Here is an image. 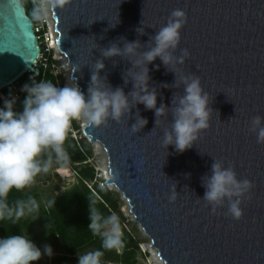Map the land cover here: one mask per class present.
<instances>
[{"label":"water","instance_id":"1","mask_svg":"<svg viewBox=\"0 0 264 264\" xmlns=\"http://www.w3.org/2000/svg\"><path fill=\"white\" fill-rule=\"evenodd\" d=\"M50 9L56 46L71 68L70 78L86 95L94 63L103 59L100 49L113 42L123 47L124 37L139 40L140 50H147L173 10L186 13L174 55L181 56L182 49L189 55L182 64L170 65V71L159 58L148 68L157 106L171 107L173 93L183 94V85L162 87L174 83L171 71L177 78L198 76L213 99L209 127L199 132L193 147L182 153L172 145L166 148L163 132L170 129L171 112L155 127L154 111L143 104L120 122L86 123L82 133L103 146L109 174L104 183L121 191L164 264H264V144L249 131L252 117H264V0H70ZM40 49L21 0H0V91L31 73L15 95L26 81L39 77L40 64L34 62ZM104 64L100 76H107L113 89L132 91V83L122 79L131 68L128 60L114 57ZM137 109L148 123L133 133ZM213 159L233 166L239 179L253 184L242 198L240 220L227 214V203L213 213L202 199V177L210 175Z\"/></svg>","mask_w":264,"mask_h":264},{"label":"clouds","instance_id":"2","mask_svg":"<svg viewBox=\"0 0 264 264\" xmlns=\"http://www.w3.org/2000/svg\"><path fill=\"white\" fill-rule=\"evenodd\" d=\"M69 2L70 0H39L40 7L34 12V18L46 19L48 6L63 8ZM186 22V13L175 9L167 23L150 37L147 50H140L144 46L139 40L128 41L124 37L120 38L123 47L113 42L100 49L103 59H97L94 63L87 95L78 82L74 86L65 84L57 87L50 81L33 80L21 89L26 93L22 112L14 110L16 97L4 100V106L0 108V220L18 221L26 214L38 211L39 205L34 198L16 201L10 206L7 202L8 195L13 189L22 191L30 187L37 175L47 173L53 162V153L58 163L66 161L63 145L73 120H83L96 126L106 124L109 118L120 122L125 115H131L133 107L143 104L145 110L154 111L155 127L158 126L159 117L171 112L170 129L163 132L162 142L166 148L172 145L176 152L182 153L193 147L199 132L209 127V121L215 112L210 106L213 99L210 100L209 94L202 88L198 76L177 78L176 72L171 71L176 76L174 83H165L162 87L180 88L183 85V94L173 93L171 107L164 103L157 106L158 91L156 87H150L148 68L157 58L167 70L170 65L184 62V58L189 55L188 50L182 49L179 57L174 52L180 44V30ZM136 31L140 35L144 34L142 28H137ZM114 57L131 63V68L122 77L125 85L132 83V91L128 94H125L123 87L113 89L107 76H100L105 68L104 59ZM156 69H159V65ZM147 123L148 120L140 116L137 109L135 123L131 126L132 132L141 131ZM249 131L256 134L258 144H264V117H252ZM45 153L47 158L40 159ZM202 186L205 188L202 199L211 206L213 213L227 203V214L235 220L242 218V198L251 192L253 184L247 178L239 179L233 166L225 167L222 161L213 159L210 175L202 177ZM175 195L174 193L172 196L173 200ZM89 211L91 222L88 229L94 236L101 237L102 248L119 251L122 247L119 218L115 214L105 218L91 206ZM44 255H53L51 245L45 244L42 251L29 236L14 234L0 238V264H34ZM103 255L100 250L79 254L78 264H102Z\"/></svg>","mask_w":264,"mask_h":264},{"label":"trees","instance_id":"3","mask_svg":"<svg viewBox=\"0 0 264 264\" xmlns=\"http://www.w3.org/2000/svg\"><path fill=\"white\" fill-rule=\"evenodd\" d=\"M27 15L31 18L33 24L39 20L34 18V12L39 8V0H21ZM43 30L35 32L39 36L40 51L43 53L44 61L40 63L39 77H33V80L40 82L41 80L50 81L57 87H61L58 83V75L54 73L53 67L55 60L51 58L49 50H45L42 39ZM31 73H26L9 87L0 91L4 96L0 99V108L4 106V100L14 97L12 92L14 87H19ZM22 89V88H21ZM21 89L16 94V104L14 110L22 112V102L26 93ZM75 132L76 136L72 133ZM67 155L66 161L72 165L75 173V182L71 187L63 192L55 195L49 194L41 198L37 188H25L22 191L13 189L7 198L10 206L16 201L34 198L38 205V211L26 214L18 221L11 219L0 220V238L8 235H26L36 244L37 242L53 240L61 245V255L52 257L47 264H61L69 260L67 255L77 258L79 254H84L87 250H100L104 253L102 264H136L137 255L139 253V240L134 233L125 227L124 217L120 210V200L118 195L103 187L99 183H103L96 175L94 168L90 165L88 159L91 157V150L84 137L81 135L79 125L76 120L71 122L66 140L63 145ZM47 153L42 154L40 159H46ZM52 165L57 164L55 154H52ZM59 162V163H60ZM100 180V181H99ZM51 202V203H49ZM94 207L103 217L115 214L119 218L122 231V247L119 251L104 250L102 248V240L99 236H94L88 225L90 224L89 208ZM124 227H123V226Z\"/></svg>","mask_w":264,"mask_h":264},{"label":"rangeland","instance_id":"4","mask_svg":"<svg viewBox=\"0 0 264 264\" xmlns=\"http://www.w3.org/2000/svg\"><path fill=\"white\" fill-rule=\"evenodd\" d=\"M39 7H40V3H39ZM37 25L40 30L46 32V33L43 32L42 39L43 42L47 41L48 44L50 45L49 48L47 47V45H45V47H47L46 50H49L48 53H50L51 58L55 60L53 70L54 73L57 74L59 77L57 83L61 87H63L65 84L72 86V82L69 79L71 68H69L67 64H65L66 62L57 58L58 51L55 47L51 45L52 39L51 40L49 39V35L50 38H52V31L56 33L54 29V20L50 6H48L47 8V18L39 20L37 22ZM43 56L41 57L42 63L44 61ZM30 81H26L22 85V87L25 84H29ZM16 88L17 87H14V89ZM3 97L4 96L0 94V99H3ZM76 122L79 125V130L81 132V135L84 137L85 141L88 143V146L90 147L91 150V157L88 159L90 165L93 166L94 171L96 172V175L99 177L100 180L106 179L107 176L105 174V170L108 171V166H107V156L105 150L103 149V146L98 141L90 142L88 136L82 133V125L86 124V122H84L83 120L81 121L76 120ZM72 135L76 136L75 132H73ZM74 182H75V173L72 168V165H70L67 162H60L51 165L47 173L42 172L39 175H37L35 178V182L29 188H33V187L37 188V190L41 194V198H44L46 195L52 193L57 195L63 192L64 190L71 187ZM99 186L115 192L119 197L120 200L119 207L122 212V216L124 217L125 227L130 232L134 233L137 239L139 240L138 242L139 253L137 255L136 264H160L158 261H156L155 259L156 257L153 256L151 250L148 248V246L150 245V239L143 231V229L135 221L133 214L129 211L128 202L122 196L121 191L117 189L114 185H107L104 182L99 183ZM45 244L51 245L53 249V255L51 257L44 255L42 259H40L37 262H34V264H47L52 257L62 254L61 245L53 240H47L43 242L39 241L36 243L37 247H39L42 251ZM86 252H88V250ZM67 256L69 257V260L62 262L61 264H78V257L72 258L73 257L72 255H67ZM108 264H114V263H108Z\"/></svg>","mask_w":264,"mask_h":264},{"label":"bare ground","instance_id":"5","mask_svg":"<svg viewBox=\"0 0 264 264\" xmlns=\"http://www.w3.org/2000/svg\"><path fill=\"white\" fill-rule=\"evenodd\" d=\"M55 37H56V33L55 32H53L52 31V38H50V35H49V39L51 40L52 39V41H51V45L53 46V47H55L56 49H57V51H58V59H60V60H62V61H64V62H66V57L64 56V55H62L61 54V52L58 50V48H57V46H56V43H55ZM51 46V47H52ZM60 52V53H59ZM68 66V65H67ZM69 67V66H68ZM70 68V67H69ZM70 71H71V69H70ZM70 75V74H69ZM69 79H70V81L72 82V86H74L75 84H74V82H73V80L69 77ZM96 142V141H95ZM105 174H106V176H107V178L109 177V174H108V171L107 170H105ZM107 185H113V184H107ZM148 248L151 250V253L153 254V256H155L154 258L156 259V261H158L160 264H163V262L162 261H160L159 259H158V257H157V254H156V251L149 245L148 246Z\"/></svg>","mask_w":264,"mask_h":264},{"label":"built area","instance_id":"6","mask_svg":"<svg viewBox=\"0 0 264 264\" xmlns=\"http://www.w3.org/2000/svg\"><path fill=\"white\" fill-rule=\"evenodd\" d=\"M33 27H34V31H35V32L40 31V29L38 28L37 23H34V24H33ZM44 33H46V32H44ZM37 37H38V39H39V36H37ZM45 45H47L48 48H49V46H50V45L48 44L47 41L44 42V46H45ZM47 47H45V50H46ZM42 56H43V53L40 51L39 54H38L37 59H36L35 62H34V65H35L36 63H39V64L41 63V57H42ZM14 97H16V94L14 95ZM3 98H4V97H3ZM5 99H6V98H5Z\"/></svg>","mask_w":264,"mask_h":264}]
</instances>
